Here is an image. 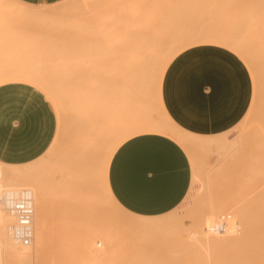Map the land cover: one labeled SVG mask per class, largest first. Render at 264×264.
<instances>
[{
	"label": "bare ground",
	"instance_id": "6f19581e",
	"mask_svg": "<svg viewBox=\"0 0 264 264\" xmlns=\"http://www.w3.org/2000/svg\"><path fill=\"white\" fill-rule=\"evenodd\" d=\"M75 1L87 12L92 11L93 19L85 23L87 28L92 26V32H87L90 28L86 30L80 26V31L77 27L72 35L65 33L63 38L67 41L64 46L61 44L63 50H56L52 57L49 55L52 50L41 49L44 47L42 41L39 48L34 47L31 37L25 45L31 47V56L34 57L24 61L18 57V62L23 61L18 63L10 50L8 55L0 57V86L10 83L33 86L51 100L58 115L55 138L43 155L20 165L0 162V196L10 190H28L33 195L35 209L33 243L22 247L9 237V226L14 218L0 204V264H207L206 258L167 259L164 249L175 248L180 241H186L195 234L196 229L201 233L198 246H213L215 243L208 241V230H214L222 217L226 218V224L233 223L232 214L243 211L264 191L263 184L255 187L250 179L246 180L250 184L238 187L230 209L218 205L215 198L216 186L219 183L224 185L222 182L227 185L231 168L240 162L245 165V157L251 174L258 175L263 171L261 156L243 153L247 136L243 135L241 128L248 117H253L256 107H260V112L264 110V86L256 90L260 92L256 95L260 96L255 97L245 118L234 129L219 136L202 137L179 128L165 111L161 93L163 77L168 64L184 49L200 44H225L243 57L256 80L258 76H263L264 80V68L261 66L264 61L260 58H264V33L261 32L263 37L257 35L262 38L258 42L261 43L259 50H247L241 44L244 40L238 42L241 36L237 40V28V35L233 34L235 38L225 36L223 30L220 33L221 29L189 33L185 22L178 20L179 15V19L186 18L187 13L183 12H186L183 10L185 0H175L177 9L183 7L181 13L185 17L181 15L180 8L177 16L174 12L176 5L167 1L171 4L167 6L171 10L174 8L171 12L176 19L173 13L170 17L166 11H161L162 5L143 4L145 0ZM24 2L0 0V6H5L0 11L16 17L26 9ZM39 3L43 7L51 5L46 1ZM84 11L80 13L84 15ZM6 20L4 16L0 17V44L18 38L26 28L24 24H4ZM249 22L252 26L256 21L251 17ZM256 23L254 29L261 22L258 20ZM241 27L244 32L248 29V25ZM54 31L50 30L42 40L57 38ZM79 33L81 39L76 37ZM49 45H54V42ZM14 54L18 56L16 50ZM262 80L258 81L260 87ZM152 98L158 104L159 117L152 113ZM261 118L259 121L264 125V115ZM261 124L262 130L264 126ZM233 132L236 134L230 136ZM142 134H161L175 139L189 152L193 163V182L187 197L176 209L162 216L147 217L129 212L113 196L109 185V167L115 152L125 141ZM259 138L257 146L263 148V137ZM101 153L94 185L95 164ZM214 153L216 159L212 164L207 158ZM80 183L84 186L79 189ZM198 183L202 187L195 196ZM81 187L86 191L82 190V194L79 191V196L76 190H81ZM190 199L194 200L192 213L185 216L188 214L186 209V214H180V206ZM88 204L91 209L87 211ZM59 205L62 215L56 218L55 225H58L55 226L53 207ZM114 211L126 214L128 220L119 219ZM202 211L203 218L200 217ZM56 212L61 214L59 209ZM218 233L222 235L224 232ZM150 249L161 251L162 255L152 257ZM169 252L186 255L205 253L202 250L175 249H169ZM209 253L214 254L215 251Z\"/></svg>",
	"mask_w": 264,
	"mask_h": 264
},
{
	"label": "crops",
	"instance_id": "0c3cea01",
	"mask_svg": "<svg viewBox=\"0 0 264 264\" xmlns=\"http://www.w3.org/2000/svg\"><path fill=\"white\" fill-rule=\"evenodd\" d=\"M25 1L36 4L46 0ZM210 55L195 52L175 61L161 89L163 106L171 120L185 132L202 137L234 129L245 118L238 121L249 99V82L241 66L227 56ZM41 92L24 83L0 86V162L25 164L51 146L58 115ZM189 156L168 136H134L120 145L111 160V192L133 214L165 215L176 209L191 189L193 163Z\"/></svg>",
	"mask_w": 264,
	"mask_h": 264
},
{
	"label": "rangeland",
	"instance_id": "374dc122",
	"mask_svg": "<svg viewBox=\"0 0 264 264\" xmlns=\"http://www.w3.org/2000/svg\"><path fill=\"white\" fill-rule=\"evenodd\" d=\"M46 1L51 2V1H55V0H46ZM154 1L155 0H145V1H143V4L145 2L150 3V4H152V3L160 4V6L162 5L161 11H163V12L166 11V14L168 13V15L170 17H171V14L173 13L171 11H173L175 8L174 12L176 11V15L177 16L179 15V14H177V13H179L177 11L180 7L177 9V5L175 4V2H176L175 0H173V1L172 0H170V1L164 0L163 3H161L162 0H158V1L156 0L157 2L156 1L154 2ZM167 1L169 3L171 2V4H175L176 7H174L173 10H171L172 8L170 9L168 7L171 4H169ZM178 1L179 0H177V2ZM185 1L188 2V4L186 2H184L183 7H185V8L183 9V7H182V9L186 10V12L183 11L184 14L187 13L186 18L179 19V17H180V15H179L178 20H182L183 23L185 22L184 24L186 25V27L184 24L182 27L187 28L189 33L201 34V33H207L209 31H212L215 29L216 30L221 29L220 33H222V32L225 33L224 34L225 36L229 35V36H232L235 38V36L238 34L239 36H236L237 40L240 39V36H241V40H239L238 42H241L242 40H244L243 42H241L242 47H244V49H247V50L252 49L253 51L259 50L258 45L259 44L261 45V43L258 44V42H260V40L262 38H258V37H261L259 35H262V33H264V0H185ZM31 2H38V1H31ZM75 2H76L75 0H73L72 2H71V0H59V1L51 3V5H49L47 7H43L40 5L39 2L34 4V3H29V2L25 1L24 5H25L26 9L24 11H22L16 17L11 16V15L7 14L6 12L3 13V11H0V17L4 16L7 19L4 24L10 25V26L16 25V24L26 25V28L24 30L25 32L23 31V33H21V36H19L16 39H8L7 41H5V43L0 44V57L2 58L3 55H8L7 52L9 50L12 51L11 53H13V58L17 57L16 58L17 62H18V57L19 58L21 57V59L23 61L25 58L32 57L33 55L31 56V54H33V53L30 52L31 47L30 46L28 47L25 45V43L28 42L29 37H31L30 40H32L34 47H37V48H39L38 46L41 45L40 43L42 41V43H44L43 44L44 47L41 49L42 50H52L50 54L47 53V54L51 55V57H52V55H56V52H57L56 50H63V48H64L63 43L65 41H67V39L63 38L65 33L66 34L71 33V35H72V32H75L77 27L79 28L80 26H81V28L83 27L86 30L90 28L89 30H87V32L90 31L92 26L90 25L91 27L89 26V28H87L88 26H86L87 24H85V23H90L89 20L93 19L92 11L89 10V12H87L88 10L85 7L84 8L82 6L80 7V5L78 3H75ZM103 2L104 1H102V3ZM167 4H169V5L167 6ZM184 4H186L187 6H184ZM180 6H182V5H180ZM1 7H5V6H0V9H1ZM172 7H173V5H172ZM84 9H85L86 13H85ZM182 9L181 8L179 9V10H181L180 13L182 12ZM83 11H84V15H82L80 13V12L83 13ZM181 15H182V13H181ZM169 16H167V17H169ZM172 16H175V14L173 13ZM182 16L185 17V15H182ZM251 17H253V20H255L256 22L258 20H259V23L261 22L260 25H257L258 27L255 26V29H254L253 25H256L258 23L255 22L256 24L254 23V24H252V26L251 25L249 26V24H248ZM175 19H176V16H175ZM175 19L173 18V20H175ZM253 22L254 21H252V23ZM249 23H251V22H249ZM82 24L85 25L86 27H84ZM242 25L243 26L248 25L247 30H246V27H244L246 32L249 30H252V31H249L247 33L244 32L243 27H241ZM231 27H233L234 29L233 28L231 29ZM81 28H79L77 30L80 31ZM236 28H237V30H239L237 32V34L235 32V31H237ZM251 28H253V29H251ZM85 29H84V31L82 29V31L85 32L86 31ZM50 30H55L54 32H57V34H58L57 38H55V39L47 38L45 40H42L43 37H46V35L48 34V32ZM242 30H243V32H242ZM90 32H92V31H90ZM233 34H235V36H233ZM246 34H248V35H246ZM79 35H80V33H79ZM79 35L76 37L80 38L81 35L80 36ZM83 35H84V33H83ZM86 35H90V34L87 33ZM257 35H258V37H257ZM84 37L85 36H83V38ZM256 37H257V39H259L258 41H257ZM262 37H263V35H262ZM262 40H264V37ZM51 41L54 42V45H49V43ZM79 41H81V40H79ZM245 42H247V43L245 44ZM263 44H264V42H263ZM245 47H247V48H245ZM260 47L263 48L264 46L263 47L260 46ZM261 48H260V50H263ZM15 50L17 52L16 55H18V56H15V54H14ZM19 50H21V52ZM233 50H234L233 48H231L225 44H223V46L222 45H214V44H205L203 46H198V47H194V48H186L183 51H181L180 54H177L173 58V60H171V62L168 64V66L165 70V74H166L167 70L170 68V66L175 61L182 59L183 57H185L187 55H193V53H195V52L205 53L206 55H210L212 53V54L217 55L218 57L227 56L229 58H232L241 66V68L243 69L244 74L246 75L247 80L249 82V93H248L249 99H248V102L246 103V105L244 106L245 108L242 112L241 117L238 119V121H240L246 116L249 108L252 107L253 103L256 100L255 97L257 98L258 96H260V94L256 95V93H260L259 91L257 92L256 90H258V88H260V90H261L262 86H264V80H262L263 76L262 77L258 76V80H256L254 75L252 74V71H250V68L247 65V63L243 61L244 60L243 57L240 56L238 53L234 52ZM20 54H21V56H20ZM9 55H11V54H9ZM49 55H45V56L49 57ZM260 58L262 59V61H264L263 57H260ZM255 59H257V58L255 57ZM22 60L19 61L18 63H22L23 62ZM256 61H258V63H259V59H257ZM261 66H263V68H264V65H261ZM165 74H164V76H165ZM259 80L263 81V82H261L262 83L261 87H260V83H258ZM162 84H163V82H162ZM156 103L157 102H156L155 98H152V100L150 102V105L152 106L151 107L152 113L155 117H159L160 110H159L158 104H156ZM52 105L54 106L53 103H52ZM54 108H55V106H54ZM259 108L256 107V109H255L256 112L254 111V114H252L253 117L252 116L250 118L248 117L247 120L245 121V125L241 129H243V131H244L243 135L247 136V142L245 143V148H244L243 153L246 151L245 155L248 153L249 154L253 153L255 155L261 156V169L263 171L261 174H258V175L251 174L246 167V164H247L246 162L248 160V159H246L247 157L244 158L245 165H244V162H242V164L240 162V165L232 167L233 169L231 168L230 172L228 173L229 174L228 175L229 181H227L228 182L227 185H226V182H222L225 184L221 185V183H219L218 186H216L217 189H215L216 190V193H215L216 197L215 198L217 201L216 203L218 205H222L225 209H230V205L235 198V194L238 191V187L239 186L242 187L243 184L244 185L250 184L246 180L251 179L252 184L255 187L262 185V184L264 186V146H263L264 145V135L262 133V130L264 127L261 130V128L259 126L261 124L259 120L264 115V110H261L262 112H260ZM55 112H56V108H55ZM259 112L261 114L260 116L258 114ZM56 116H57V112H56ZM257 122L260 123V124L258 123V127H257ZM262 124H261V126H264ZM258 129L261 131V133L259 132ZM212 133H216V132H210L209 134L211 135ZM195 134H197V133H195ZM209 134H204V135L208 136ZM235 134H236V132H233L230 136H232V135L234 136ZM250 135H252V137L253 136L254 137L252 138ZM259 136H260V138H259ZM257 137L260 140L263 137V139H262V141H263L262 147L263 148H260L257 146V139H258ZM199 141H204V140H199ZM249 143H252V145ZM187 153H188V155H190L188 151H187ZM210 156H208V158H207L208 162H210L212 164L215 163V159H216L215 153L210 154ZM101 157H102V153L99 156V160L95 164L94 185H96V183H97V177H98V172H99V168H100L99 165L101 163ZM199 157L202 158V154H199ZM242 161H243V159H242ZM80 186H84V185L83 184L81 185V183H80V185L78 186L79 189H80ZM201 187H202L201 183L196 184L195 196L198 194V191L201 189ZM78 188L76 190L77 194L80 193L82 190L86 191V189L84 187H81V190H78ZM81 194H82V192H81ZM81 194H78V195L80 196ZM193 204H194L193 199H190L187 203L182 204L180 206L179 213L184 215V214H186V209H187L188 214H186L185 216H188L189 214L192 213V211L194 209V208H192ZM89 206H90V204L87 205V211L91 209V206L90 207ZM55 208H57L56 209L57 211H58V209L60 212L62 211V208L60 205L53 207L54 213H52V215L54 214L53 216H55V217H53V216L52 217H53V219H55V220H53L54 225H55V223H57V220H58V219L56 220V218H59V216L62 215V212H61V214L60 213L58 214V212H56ZM243 209H244L243 211H239V212L232 214V218H234L235 221L233 223L228 222L226 224V227H227L226 231L222 235H220L218 232H215L214 230H211V229L208 230L209 231L208 241H210L211 243H215L213 246L199 247L198 243L200 242L199 237H200L201 233L199 232L198 229H196L195 234L193 233L188 239H186V241H180L179 245L176 246L175 248L166 247L164 249V256L167 259H170V258H180V259H184V258H206V259H208L207 264H264V191L262 193H260L259 196L255 197L253 200H251L247 204V206L244 207ZM55 213L58 214V216H56ZM202 213H203V211L201 212V216H200L201 218L204 217V215H202ZM113 214L121 220H124V221L128 220V216L126 214L118 213L116 211H114ZM79 224H81V223H79ZM57 225L58 224H56L55 226H57ZM81 225L84 227L88 226V225H83V224H81ZM81 225H78V226H81ZM69 243L71 245L73 243V239L71 237H70ZM169 249L186 250V251H193V252H196V251L198 252L199 250H202L205 253L204 254L192 253V254L186 255V254H183L182 252H176V253L172 254L171 252H169ZM150 250H151L150 252H151L152 257L157 258V257H160L162 255L161 251L153 250V249H150ZM70 251H71V249H70ZM209 251H215V253L210 254Z\"/></svg>",
	"mask_w": 264,
	"mask_h": 264
},
{
	"label": "built area",
	"instance_id": "2783aa9c",
	"mask_svg": "<svg viewBox=\"0 0 264 264\" xmlns=\"http://www.w3.org/2000/svg\"><path fill=\"white\" fill-rule=\"evenodd\" d=\"M1 206L14 218L9 226V237L22 247L31 246L34 240V199L28 190H10L0 196ZM226 218L215 225V232L226 231Z\"/></svg>",
	"mask_w": 264,
	"mask_h": 264
}]
</instances>
